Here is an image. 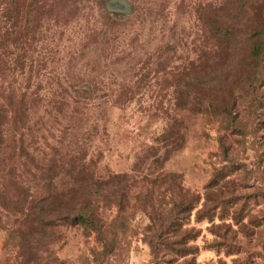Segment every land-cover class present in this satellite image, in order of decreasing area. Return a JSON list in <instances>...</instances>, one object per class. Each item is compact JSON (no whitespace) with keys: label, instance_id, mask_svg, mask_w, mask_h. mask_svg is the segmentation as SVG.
<instances>
[{"label":"rangeland","instance_id":"374dc122","mask_svg":"<svg viewBox=\"0 0 264 264\" xmlns=\"http://www.w3.org/2000/svg\"><path fill=\"white\" fill-rule=\"evenodd\" d=\"M46 1L0 0V60L16 78L24 65L46 100L82 81L101 102L131 101L109 108L108 126L82 130L45 124L44 107L16 129L0 101V264H264V60L257 73L243 58L254 43L243 31H259L264 0H125L132 14L113 24L103 13L119 0H58L31 33L34 6ZM223 21L238 27L237 48L212 61L207 36ZM91 30L111 38L107 52L86 46ZM194 98L216 107L201 112ZM87 132L100 154L94 188L66 208L47 203L34 221V178ZM86 197L93 225L73 220ZM192 198L194 211L180 212ZM204 207L212 220H198Z\"/></svg>","mask_w":264,"mask_h":264},{"label":"trees","instance_id":"16d2710c","mask_svg":"<svg viewBox=\"0 0 264 264\" xmlns=\"http://www.w3.org/2000/svg\"><path fill=\"white\" fill-rule=\"evenodd\" d=\"M50 2L51 3H48L46 1V3H43L42 5L36 4L34 6L31 30H34V28L39 26V22H41L39 14H48V19H52L58 0H51ZM68 2L72 6L74 5L73 7H76V0H65L64 4L68 5ZM97 6L102 9L101 4H97ZM114 14L116 13H111L105 8L103 18H105L107 22H111V24H113L114 20L111 16ZM223 22L224 23L217 28L210 26L208 36L206 35L208 43L212 40L211 37H214L215 39L213 45L211 42V44L207 47L208 49L212 45L206 52V55L212 61H217L218 59L220 60L225 57L229 59L237 48L236 42L238 38L236 35L238 27L233 23ZM245 29L246 31H243V37L249 42L251 40L254 41V43L251 47L249 46L245 49L243 58L250 61L249 65L252 66L253 70L259 73L256 66L262 65L264 60V38H262V36H264V22L258 27L259 31L257 32H252L246 27ZM33 30L31 33H33ZM5 37L6 35H4L2 39L6 42ZM88 38L86 46H89V48H95L101 52L108 51V48L105 49L104 47H109L111 38H109L105 32L103 33L99 30H91L90 34H88ZM5 55L6 54H2V56ZM6 57L8 56L6 55ZM18 69L20 75H17L16 78L14 71H12L11 67L7 65V62L3 59L0 60V101L6 103L7 106H11L10 122L12 126L16 127V129L19 127L21 128L26 124L28 125L31 122L33 113L38 112L40 108L43 107L45 114H47L46 117H49V120L47 119V123L45 124L57 123L60 126H66V128L79 127L81 130L82 128L87 129L86 126H108L109 119L106 117V113H108L109 108L124 110L126 104L131 101L124 96H119L111 102L109 100H103V102H101L90 92L83 89V87L79 84L82 81H79L78 85L75 84L70 86L72 92L68 93V89H66L61 97L46 100V98H41L37 87H34V82L38 83L37 79L34 81V78L24 76V65H19L17 70ZM10 77L13 79L12 82H8ZM262 86H264V80L260 87ZM92 87V84L88 86L89 91L92 90ZM254 90H257V88H254ZM203 103L207 104L208 108L216 107L212 100L207 101L202 98H194L192 102L193 107L199 111L202 110ZM232 106H234V104L225 108L224 113L230 112V110L234 108ZM98 112H100L102 116L99 119L95 116ZM1 113L4 115V110H2ZM90 140V132H87L82 138V143L75 150L72 151L71 147H67L68 150H66V152H64L61 156L60 161L57 163L54 161L52 163L49 168L48 177L41 181L34 178L33 181L34 185H36L35 189L37 191L33 195V213L30 215L34 221L41 223L44 220L43 215L45 210L43 206L47 203L52 201L58 202L60 200L59 206H64L66 208L67 205L72 202L74 197L77 198L80 193H84L86 191L88 192L92 186L94 188L93 180L96 178L99 171V161L96 160V158H98L100 154L94 155L91 152L89 144L91 142ZM83 141H85V143ZM13 142L17 143L16 136L13 138ZM60 175H62V177L57 180ZM196 199L197 198H192V200L190 199L187 204L180 205L178 210L180 212L184 211L192 213L195 209L194 206H192V202L196 201ZM81 205V209L77 211L73 220H78L82 224L93 225V203L90 201V198L86 197L83 202H81ZM75 209L77 208L75 207ZM197 215L198 220L203 219L202 217L204 215L208 216L209 219L212 220V216L207 207L201 209ZM68 217L69 216L67 215L64 216V218ZM171 218L172 214H170V218L166 221V223H168ZM171 226L172 224H168V230ZM194 231L195 230L192 229L190 233L192 234ZM165 232L166 229H164L163 234ZM197 235L192 236L193 241L196 240ZM189 236L190 235H187L184 240L186 241ZM183 241L179 243L182 244L184 243ZM189 252V248L180 250V253L183 256H187Z\"/></svg>","mask_w":264,"mask_h":264},{"label":"water","instance_id":"95a60500","mask_svg":"<svg viewBox=\"0 0 264 264\" xmlns=\"http://www.w3.org/2000/svg\"><path fill=\"white\" fill-rule=\"evenodd\" d=\"M111 6H112L111 8L107 9L111 13L123 14V15L132 14V10H131L129 4L125 0H119L118 7H114L112 4H111Z\"/></svg>","mask_w":264,"mask_h":264}]
</instances>
